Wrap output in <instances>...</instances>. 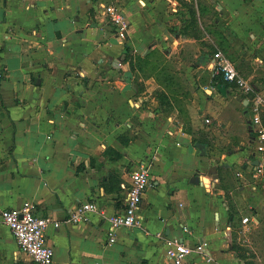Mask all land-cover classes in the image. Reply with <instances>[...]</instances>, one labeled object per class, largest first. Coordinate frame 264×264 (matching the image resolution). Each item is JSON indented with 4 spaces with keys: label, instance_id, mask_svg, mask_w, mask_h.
<instances>
[{
    "label": "crops",
    "instance_id": "0c3cea01",
    "mask_svg": "<svg viewBox=\"0 0 264 264\" xmlns=\"http://www.w3.org/2000/svg\"><path fill=\"white\" fill-rule=\"evenodd\" d=\"M216 52L264 95V0H0V212L28 202L60 224L52 264H171L167 240L207 244L210 262L183 264H264V150L213 82ZM142 164L139 226L108 246ZM89 202L86 225L64 224ZM0 264H34L1 221Z\"/></svg>",
    "mask_w": 264,
    "mask_h": 264
},
{
    "label": "built area",
    "instance_id": "2783aa9c",
    "mask_svg": "<svg viewBox=\"0 0 264 264\" xmlns=\"http://www.w3.org/2000/svg\"><path fill=\"white\" fill-rule=\"evenodd\" d=\"M106 19L115 29V36L120 44H123L128 31V24L123 18L120 10L113 6L104 9ZM213 76L221 78L222 81L232 87V89L243 98L250 113V124L256 135V142L260 150H264V95L260 94L252 83L243 78L236 70L233 63L220 52L212 56ZM208 123V121H206ZM150 164H142L130 175V187L125 196L124 210L119 214L105 217L108 223L107 245L115 242V232L119 229H131L139 226V210L143 195L150 187L149 179ZM261 173V169L257 170ZM34 206L25 202L18 209H5L0 212V221L5 225L14 238L19 250L28 256L34 264H52L53 249L47 245L45 232L52 226L59 228L60 224L51 222L46 218H38L33 214ZM99 213L95 203L89 202L78 205L72 209L64 224L86 225L93 214ZM248 219H243L246 224ZM165 256L171 264H183L184 260L197 255L210 262L207 256V244L200 243L194 247H188L175 240L165 242Z\"/></svg>",
    "mask_w": 264,
    "mask_h": 264
},
{
    "label": "trees",
    "instance_id": "16d2710c",
    "mask_svg": "<svg viewBox=\"0 0 264 264\" xmlns=\"http://www.w3.org/2000/svg\"><path fill=\"white\" fill-rule=\"evenodd\" d=\"M213 82L216 83V84H222V83H223V82H222V79H220V78H218V77H213ZM223 84H224V83H223ZM245 109H247V107H246ZM251 136H252V134H251ZM195 142H197V146H202L201 144H199L200 142H198V141H196V140H195Z\"/></svg>",
    "mask_w": 264,
    "mask_h": 264
},
{
    "label": "water",
    "instance_id": "95a60500",
    "mask_svg": "<svg viewBox=\"0 0 264 264\" xmlns=\"http://www.w3.org/2000/svg\"><path fill=\"white\" fill-rule=\"evenodd\" d=\"M217 89L220 91V93L224 94L225 91V86L223 85H218ZM244 105L246 106V102H244ZM195 180L197 181V178H195Z\"/></svg>",
    "mask_w": 264,
    "mask_h": 264
},
{
    "label": "rangeland",
    "instance_id": "374dc122",
    "mask_svg": "<svg viewBox=\"0 0 264 264\" xmlns=\"http://www.w3.org/2000/svg\"><path fill=\"white\" fill-rule=\"evenodd\" d=\"M233 91H234V90H233ZM234 93H236V92L234 91ZM231 112L233 113V110H231ZM200 137H201V136H199V138H198L199 140H198V141H200Z\"/></svg>",
    "mask_w": 264,
    "mask_h": 264
}]
</instances>
